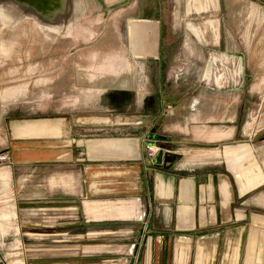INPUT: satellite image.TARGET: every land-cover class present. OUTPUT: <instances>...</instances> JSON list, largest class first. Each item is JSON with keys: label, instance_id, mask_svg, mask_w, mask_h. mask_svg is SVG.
I'll return each mask as SVG.
<instances>
[{"label": "crops", "instance_id": "1", "mask_svg": "<svg viewBox=\"0 0 264 264\" xmlns=\"http://www.w3.org/2000/svg\"><path fill=\"white\" fill-rule=\"evenodd\" d=\"M130 2L124 17L116 7L115 32L130 36L133 64L153 67L147 95L140 73L107 81L102 92L77 79L56 114L13 119L0 142L10 158L0 162V264H46L74 234L98 243L84 249V264H264V125L249 116L238 144L211 150L188 145L181 123L186 135H165L174 118L161 106L165 95H155V79L169 19L159 9L164 0ZM189 108L200 113L199 140L236 136L235 125L201 124L217 111ZM149 141L164 147L158 162Z\"/></svg>", "mask_w": 264, "mask_h": 264}, {"label": "rangeland", "instance_id": "2", "mask_svg": "<svg viewBox=\"0 0 264 264\" xmlns=\"http://www.w3.org/2000/svg\"><path fill=\"white\" fill-rule=\"evenodd\" d=\"M130 1L0 0V142L13 119L33 123L66 106L77 79L102 92L106 86H99L105 82L140 73L143 96L147 95L153 67L133 64L130 36L115 32L116 7L120 14L123 5L122 16L129 15ZM159 9L170 23L165 35L168 49L155 76V95H165L161 106L174 118L165 135L182 138L186 134L179 131L181 123L189 133L188 145L211 150L238 144L237 133L249 116L264 125V0H164ZM189 107L217 111L211 113L223 120L233 113L235 121H216L208 115L201 124L235 125L236 136L220 142L199 140L193 129L200 113ZM158 139L152 140L157 144ZM38 243L27 242L26 248H41ZM43 244L48 249L53 243ZM57 244L60 257L46 264H84V249L98 243L74 234ZM105 262L96 258L90 264Z\"/></svg>", "mask_w": 264, "mask_h": 264}, {"label": "built area", "instance_id": "3", "mask_svg": "<svg viewBox=\"0 0 264 264\" xmlns=\"http://www.w3.org/2000/svg\"><path fill=\"white\" fill-rule=\"evenodd\" d=\"M148 156L150 158H153L155 154L157 153L158 147L156 145L147 144L146 145ZM0 162L1 163H9L10 158L6 155V153H0Z\"/></svg>", "mask_w": 264, "mask_h": 264}, {"label": "water", "instance_id": "4", "mask_svg": "<svg viewBox=\"0 0 264 264\" xmlns=\"http://www.w3.org/2000/svg\"><path fill=\"white\" fill-rule=\"evenodd\" d=\"M148 144L155 145L152 141H149ZM162 154H163V149H158V151L155 155L154 162L160 161L162 158Z\"/></svg>", "mask_w": 264, "mask_h": 264}, {"label": "bare ground", "instance_id": "5", "mask_svg": "<svg viewBox=\"0 0 264 264\" xmlns=\"http://www.w3.org/2000/svg\"><path fill=\"white\" fill-rule=\"evenodd\" d=\"M112 142H114V141H112ZM119 142V141H118ZM122 142V141H121ZM103 143V142H102ZM129 143V142H128ZM99 144V143H98ZM107 144V143H106ZM109 144V143H108ZM131 145V144H130ZM119 146V145H118ZM109 147V146H108ZM116 147V146H115ZM114 147V148H115ZM120 147V146H119ZM127 147V146H126ZM105 148V147H104ZM116 149V148H115ZM121 149V148H120ZM106 151V150H105ZM115 152V151H114ZM128 152V151H127Z\"/></svg>", "mask_w": 264, "mask_h": 264}]
</instances>
